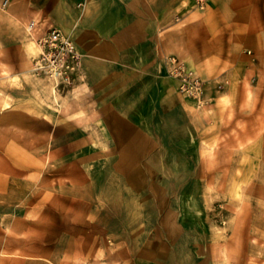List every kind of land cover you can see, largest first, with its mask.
<instances>
[{
    "label": "crops",
    "instance_id": "0c3cea01",
    "mask_svg": "<svg viewBox=\"0 0 264 264\" xmlns=\"http://www.w3.org/2000/svg\"><path fill=\"white\" fill-rule=\"evenodd\" d=\"M9 1L10 9L27 23L38 21L32 35L38 46V37L55 26L82 54L96 117L71 126L79 129L75 143L86 144L80 155L94 145H106L105 153L111 149L106 154L95 149L96 184L83 177L78 185L83 199L113 219L114 244L105 264H210L214 253L205 242L209 234L202 233L205 222L194 209L199 207L201 187L186 181L201 176L195 161L201 159L205 138L208 142L210 138L197 129L219 110L213 107L211 115L210 109H198L179 91V80L168 73L167 56L182 58L205 78L206 97L219 93L218 81L223 96L232 102L233 97L250 95L261 68L257 58L261 45L250 41L257 52L245 48L249 38L241 25H233L228 1L221 7L225 21L218 20L217 8H209L192 13L184 26L172 21L169 0H4V4ZM215 1L210 0V6ZM183 191L186 197L177 196ZM120 192L137 197L132 215L124 204L116 213L111 211ZM178 209L182 216H177Z\"/></svg>",
    "mask_w": 264,
    "mask_h": 264
},
{
    "label": "rangeland",
    "instance_id": "374dc122",
    "mask_svg": "<svg viewBox=\"0 0 264 264\" xmlns=\"http://www.w3.org/2000/svg\"><path fill=\"white\" fill-rule=\"evenodd\" d=\"M224 1L210 6L206 0L201 8L196 0H169L172 21L184 26L192 13L217 8L223 22ZM227 1L233 25H241L249 38L245 48L255 52L254 43L262 46L257 57L261 68L246 98L230 101L219 81L215 84L219 93L209 97L183 94L196 108L210 109L211 115L213 107L219 110L197 129L210 138L209 142L205 138L201 159L195 161L201 176L186 183L199 182L201 187L199 207L194 209L205 222L202 233L209 234L205 242L214 253L210 264H264V0ZM9 6L10 1L0 0V144L12 156L8 162L23 170L17 175L0 170L5 182L0 185V264H105L114 244L113 219L97 211L96 203L83 199L78 185L83 177L96 184L95 149L103 153L107 146L91 145L86 155H80L86 144L75 143L79 129L71 126L96 117L82 54L73 82L57 86L49 74L35 69L41 53L36 43L31 44L35 32L26 33L27 19ZM199 76L205 88V78ZM127 195L136 197L121 193L113 213ZM135 201L137 197L134 208ZM181 211L177 216H182Z\"/></svg>",
    "mask_w": 264,
    "mask_h": 264
},
{
    "label": "built area",
    "instance_id": "2783aa9c",
    "mask_svg": "<svg viewBox=\"0 0 264 264\" xmlns=\"http://www.w3.org/2000/svg\"><path fill=\"white\" fill-rule=\"evenodd\" d=\"M196 4L204 8L206 0H196ZM37 25L38 21L31 19L27 23V29L35 31ZM38 44L41 47V53L35 60V69L49 74L57 86L71 84L79 70L81 54L70 36L60 28L51 26L38 37ZM167 62L169 75L179 80V91L202 99L204 81L199 74L190 68L185 60L176 55L167 56Z\"/></svg>",
    "mask_w": 264,
    "mask_h": 264
},
{
    "label": "bare ground",
    "instance_id": "6f19581e",
    "mask_svg": "<svg viewBox=\"0 0 264 264\" xmlns=\"http://www.w3.org/2000/svg\"><path fill=\"white\" fill-rule=\"evenodd\" d=\"M14 6V5H13ZM27 36H28V38L30 39V37H29V35L27 34ZM71 38V37H70ZM72 39V38H71ZM73 40V39H72ZM73 42H74V40H73ZM31 44L35 47V42L32 40L31 41ZM31 44H29L30 46H31ZM74 44H75V42H74ZM37 47H38V49H39V51H40V46H38L37 45ZM53 93V95H55V96H57V93H56V91H52ZM230 97V96H229ZM31 140V139H30ZM33 140V139H32ZM29 141V140H28ZM37 141V140H36ZM27 142V141H26ZM30 143V142H29ZM38 143V142H37ZM28 144V143H27ZM34 145H35V143H34ZM10 151V150H9ZM0 155H6L7 157L5 158V159H0V170L1 171H10V170H13V172L17 175L19 172H21V170H23L21 167H19L18 165H15L14 163L13 164H11L10 162H8L9 160H8V157H12L9 153H8V148H6L5 146H4V144H0ZM14 157L12 158V159H15V160H18L19 161V159H18V156H16V155H13ZM29 165V164H28ZM27 166V165H26ZM35 168V167H34ZM4 180L2 179V178H0V185L2 186V185H4ZM239 188V187H238ZM237 188V189H238ZM241 194V193H240ZM238 195V194H237ZM134 198L131 196H129V195H127V196H124V201H123V204L124 205H126V207L127 208H129V212H128V214H130V215H132L133 213H134Z\"/></svg>",
    "mask_w": 264,
    "mask_h": 264
}]
</instances>
